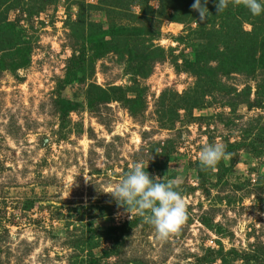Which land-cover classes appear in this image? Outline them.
I'll return each instance as SVG.
<instances>
[{"label":"rangeland","instance_id":"1","mask_svg":"<svg viewBox=\"0 0 264 264\" xmlns=\"http://www.w3.org/2000/svg\"><path fill=\"white\" fill-rule=\"evenodd\" d=\"M129 1L0 0L3 37H11L7 26L15 24L20 39L0 51V264H87L90 256L98 264H222L218 251L223 257L231 251L264 255V155L242 149L221 181L217 170H206L204 189L197 172L203 146L226 147V141H243L246 130L264 128L256 81L223 77L220 85L234 90L231 96L206 97L201 108L189 110L186 97L196 96L198 79L187 65L194 50L180 40L198 25L137 19L142 8ZM172 4L165 0V13L176 15ZM150 5L162 6L158 0ZM89 23L145 30L142 48L163 56L142 64L129 63L127 52L94 63L85 56V81L67 85ZM250 24H243L245 32ZM92 87L112 98H123L115 92L121 89L126 98L90 109L86 93ZM240 94H250L256 107L240 105L234 112L230 97ZM68 108L73 111L64 115ZM232 157L222 159L226 168ZM136 162L175 181L187 202L185 222L166 239L105 193ZM133 220L138 225L113 236L119 248L112 255V241L91 233Z\"/></svg>","mask_w":264,"mask_h":264},{"label":"trees","instance_id":"2","mask_svg":"<svg viewBox=\"0 0 264 264\" xmlns=\"http://www.w3.org/2000/svg\"><path fill=\"white\" fill-rule=\"evenodd\" d=\"M11 1L12 0H5V4L8 5ZM151 1L155 0H130L128 5H135L140 9L142 8L141 15L137 16V19L140 20L147 19L146 21L148 22L152 20H162V22L170 21L179 24L189 20V23L198 25V28L191 32L188 38L180 40L181 42L189 43L190 47L194 50L193 64L188 62L187 65L189 70L193 68V73L198 79V83L196 84V96L186 97V101L191 107L189 110L192 108H201L205 103L206 97H215L217 94H223L225 97L231 96L234 90H229L220 85L221 78L231 75H242L250 80H255L257 83L256 104L264 106V14L252 16L248 9L242 4H230L222 12L217 13L215 7L216 0H209V3L206 5L209 11V18L201 22L198 13L188 6V1L186 0H171V2H175V5H172L176 15L165 13V8L163 7L165 0H158L162 4L161 8L158 10L151 7ZM180 2L184 4L181 8L176 6V3ZM103 5L106 6V2ZM111 7L119 11H125L126 9L125 6L117 7L113 6V4ZM104 9L110 12L111 8L107 9V7H104ZM178 11L180 12L181 18L178 16ZM247 22H250L252 26L250 32H245L243 30V24ZM2 25V21H0V34L4 32ZM7 27L11 33V37H3L4 34L0 35V47L2 46L0 51H2V49L4 50V47H13L16 42L18 44L19 36L16 34L17 30L15 31V24H9ZM145 34L146 31L139 28L128 30V28L113 25L108 30H103L89 23L87 25L86 34L81 36L85 48H83L81 52H77L79 54L78 57L77 53L74 52V58L72 60L74 66L72 68L70 67L68 70L65 83L71 85L85 81L84 71L87 58L91 63H94L96 60L102 59L107 55L127 52L129 63L142 64L148 61L146 58H151L152 62L155 57H162L163 51H159L158 53L156 51L153 52L152 54L155 55V57H153L146 51L148 48H142L144 41L141 40V37ZM194 36L199 37V41L198 39L190 40V38ZM185 67L187 68L186 64ZM134 69H136V67H134ZM134 73V76L139 75L137 70H135ZM116 91L123 94V98H126L121 89L115 90V92ZM249 97L250 94H240V96L236 95V97H230L234 102L229 104L228 107L233 108L234 112L236 111V107L240 105L247 104L249 107H256V105L250 104ZM123 98H112L101 90H97L96 93L93 87L86 93V101L90 109L96 106V104L110 103L115 99H120L119 101H121ZM135 102V100H127L129 105ZM72 111V108H68L64 112V115ZM253 131V129L246 130L244 139L241 142L229 143V141H226V151L231 154L228 157L233 158L232 156H234V160L231 161L229 168H226L221 160L217 163L215 168L210 169L211 171L217 170L219 172L216 175L219 180L222 179L225 174L227 175L232 172L235 166V154L242 149L249 148L255 156L263 157L264 128L258 129L256 134H254ZM251 136H254V139L252 143H248ZM146 170L150 177H152L154 170ZM158 170L157 168L155 171ZM206 170L208 169H204L200 164L197 166L198 178L200 180L199 189H204L206 187L207 181L205 179L206 175L204 174ZM140 221H143L142 218H140ZM136 225H138L137 222L133 220L119 227H109L105 230H96L91 233L93 234L96 232L97 237H103L112 241V248H110L109 253V255H112V253L117 252L119 248L118 239L114 238L118 231L126 227L133 228ZM222 253V251L216 252L217 256H219L216 259H220L222 264H234V262L238 260L248 262L251 259L264 264V255L261 256L262 253L258 251L247 254L244 253V256L238 254L236 251L225 254V257L222 256ZM109 255L105 257L109 258ZM90 257L91 261L87 264H98V260L93 259L92 256ZM226 258H231V260L228 261Z\"/></svg>","mask_w":264,"mask_h":264},{"label":"clouds","instance_id":"3","mask_svg":"<svg viewBox=\"0 0 264 264\" xmlns=\"http://www.w3.org/2000/svg\"><path fill=\"white\" fill-rule=\"evenodd\" d=\"M208 3L209 0H193L190 5L201 22L209 18ZM230 4H242L252 16L264 14V0H216L217 13ZM230 155L224 144L213 143L201 148L198 159L204 169H213ZM105 193L110 194L117 206L130 216L135 213L144 223L151 225L160 239L178 231L187 218V202L178 191L176 182L150 177L141 162L134 163L111 191Z\"/></svg>","mask_w":264,"mask_h":264}]
</instances>
